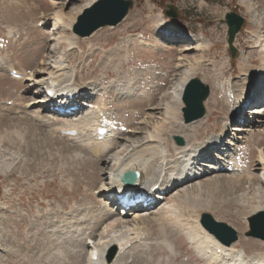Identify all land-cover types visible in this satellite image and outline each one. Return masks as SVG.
Returning a JSON list of instances; mask_svg holds the SVG:
<instances>
[{
    "label": "rangeland",
    "instance_id": "rangeland-1",
    "mask_svg": "<svg viewBox=\"0 0 264 264\" xmlns=\"http://www.w3.org/2000/svg\"><path fill=\"white\" fill-rule=\"evenodd\" d=\"M53 1L0 0V264H87V242L90 239L94 241L95 235L99 238L105 235L102 227L95 230L87 222L96 221L92 210H97L98 200L95 199L99 194L95 189L106 179L102 174L108 173L112 167L109 154L98 165L91 164L87 162L90 161L88 157H92L89 156L91 146L82 147L76 139L66 138L54 129L38 124L35 122L37 119L30 118L25 108L38 97L33 95V88L29 91L24 89V79H13L8 73L11 67L23 75L43 66L49 67L70 42L64 38L57 45L53 23L46 27H40L39 23L60 10L66 20L77 19L80 14L76 9L91 0H57L58 4H53ZM133 1L129 15L118 26L102 28L89 37L77 36V49L73 50L77 83H94L95 89L74 120L89 115L94 106L107 99L115 126L107 149L117 152L126 141L121 146L125 150L130 143L141 141L142 136L145 137L161 122L165 116V104L173 99L170 92L181 74L192 65L197 67V76L211 88L205 102L206 115L197 125L198 141L205 142L219 135L228 125L230 130L233 129L236 123H231L230 119L235 113L227 94L232 88L228 80L236 81L243 74L252 76V80L263 76L257 71L262 61L255 37L259 33L264 40V0H250L257 17L248 13L241 0ZM169 4L178 9V17L170 20L169 24L195 34L194 43L159 37L154 24L160 11L164 12L167 20L165 11ZM228 12H237L245 18L244 26L234 41L237 49L235 58L227 43L228 26L224 19ZM135 34L145 36L149 47L140 46ZM66 36L73 38L72 33ZM207 43L209 47L199 48V44ZM240 56L246 57L249 63H244ZM219 72L223 73L225 87L215 91L214 74ZM254 82L248 85L247 90L254 86ZM119 87L126 89L121 91ZM260 105L264 102L251 106ZM260 111L264 115V109ZM180 112L173 122H183ZM249 112L251 108L247 109L246 115L252 116ZM43 117L48 119L50 115L43 113ZM51 118L56 123L65 122V118ZM262 119V123L248 124L251 126L246 133H237V136L235 131L227 138L233 145L226 146L222 152L226 154L220 160L226 170L214 169L215 173L186 184L191 188L207 183V180L217 182L207 189L202 187L198 192L193 191L201 202L211 203L214 209L207 213L238 232L237 246L250 256L264 253V241L245 235L248 222L241 214L243 205L227 202L231 188H227L224 181L233 175L232 168L236 164L233 157L240 158L256 178L261 174L257 170V151L264 150ZM235 135L242 139H233ZM174 137L169 139L170 146L175 143ZM78 153L81 157L77 156ZM217 164L213 166L217 167ZM101 169L103 171L98 173ZM209 169L202 168V172ZM254 183L263 187L260 193L251 189L250 203L264 205V185L259 179ZM217 184L223 185L224 189L217 188ZM170 197L168 195L166 199ZM191 215L196 216L194 213ZM131 216H127L129 221L133 220ZM148 229L150 248L146 250L143 243L133 244L120 264L208 263L199 257L184 235L173 233L166 237L176 248L172 254L165 248L167 239L162 237L164 239L161 240L164 235L157 232L158 227ZM165 229L167 232L171 230L170 227ZM95 232L99 233L93 236Z\"/></svg>",
    "mask_w": 264,
    "mask_h": 264
},
{
    "label": "bare ground",
    "instance_id": "bare-ground-1",
    "mask_svg": "<svg viewBox=\"0 0 264 264\" xmlns=\"http://www.w3.org/2000/svg\"><path fill=\"white\" fill-rule=\"evenodd\" d=\"M95 1L96 0H91L85 4V6L77 8V13L81 15L83 11L86 8H89ZM241 3L246 6L248 13H250L253 17L256 16V10L251 5L250 0H241ZM53 4H58V2L53 1ZM77 19L71 18L69 21L66 20L61 10L55 12L51 17H46L43 19L44 21L51 20L53 22V28L56 31L55 35H57L58 39L56 44L60 45L62 43L61 40L65 38L70 42L69 47L67 49L64 48L65 50L58 54V57L55 58L49 67L43 66L42 68L33 70L30 74L28 73V75H23L22 77L26 84L24 86L25 90L35 87V89L37 88V90L40 91L43 83H49L59 88L60 93L73 91L79 92V95H84V101L87 96H90V93L94 91V83L78 84L76 79L77 68L73 62V50L77 49L78 41L77 36L72 33V27L74 23L76 24ZM154 28L167 35L164 37H169L167 33H174V31H171L169 28H164L162 26L161 16L159 17L158 22L154 24ZM67 33H72L73 38H66ZM135 37L136 40H139L138 43L140 46L144 48L149 47V43L147 42L145 36L141 34H135ZM193 38L196 39L195 37ZM255 41L257 47L260 49V60L262 61V65L257 69V71L261 74V76H263L258 77L260 79L257 78L256 80H252V76L243 74L241 77H238L236 81L231 82L230 79L228 80L232 87L227 91V94L231 98L230 106L235 113V115L232 114L233 118L237 117L238 119L243 106L246 103L247 97V101L253 100L254 102L259 99L264 100V79H262L264 78V40L258 33V35L255 37ZM192 42L194 41L192 40ZM209 45L210 44L208 43L206 45L204 44L203 46L199 44V48H206L209 47ZM240 59L246 64L249 63L247 58L244 56H240ZM252 62L253 61H250V63ZM12 70L15 69L12 67L9 68L8 73H10ZM196 71L197 67L191 65L181 74L179 81L175 84V87L170 92L173 99L172 101L165 104V116L161 122H159L154 128L146 133V135L144 134L145 137L142 136L143 138L141 141L130 143L129 148L126 146L125 148L127 149L124 150L121 148L123 147V144L126 143L125 141L120 145L117 152L112 150L111 147H109L111 148L110 150L107 149L108 143L110 142L115 131V126L109 114L107 99L101 100L100 104L92 108L89 115H85L79 120H74V118H76V115L79 114L80 111L76 114L61 116L57 114L58 111L51 108H64L66 106L70 107L73 104L70 101L68 102V100L61 102L58 100L57 103H54V105L47 108V106L44 104L48 102V100L45 96L40 95V97L36 98L29 104L28 108H25V112L29 114L30 118L37 119L35 122L46 125L50 129H54L62 136L72 129L76 130V135L65 136L69 139H76L77 143H79L82 147L91 146L89 156L92 157H88V160L90 161L87 162L98 165V163L101 162L100 160H102L106 154H109L110 159L112 160V167L110 168L109 172L102 174V176L105 175L106 177L105 181L102 182L100 187L95 189L99 193L98 198L95 199L98 200V206H95L97 210H92V215L96 218V221L90 222L89 220V223L87 222L88 219L85 220L87 224H91V228H94L95 230L98 226L100 228L102 227V232L105 234L99 238V236L97 237L95 235L99 232L93 233V236L95 235L96 237H94V241H91V239L89 240L87 238L89 240L87 242V246H85L89 250L87 264H91V257L95 252L98 253L97 264H120L124 258V254L133 244L143 243V246L146 248V250H148L147 248H150V243L147 241L148 237L150 236V231L148 228L152 227H158L157 232L164 235L161 236V240L164 239H162V237L166 238L169 234L173 233H175V235H184L190 245L199 254V257H202L208 261L207 264L264 263V253L250 256L243 248L241 249L238 247L237 243H232L229 246L223 245L221 244L222 242L216 240L213 234H210L202 226L200 218L205 213L214 208L208 201L201 202V199L198 198V194L196 195V192L193 190L195 189L198 192L200 189H202V187L207 189L209 186L214 185L217 182L214 180H207V183L202 185L199 184L195 187L192 186L191 188L186 187V184L201 177L210 175L211 173H215V170H226L227 167H225V165L220 160H222V157L226 154L222 153L226 146L228 144L233 145V142L228 141L227 138L235 131L236 134H240L241 132L246 133L245 131L247 128L251 126L250 125L242 128L240 124H236L233 125V129L230 130V125H228L227 129L224 132L222 131V133L219 135L208 139L205 142H199L196 137L197 125H199L203 119L189 123H186L185 121L182 122L181 119L179 123L173 122V118H177V116L181 113L180 111H182V96L186 84L192 78L198 77ZM214 81L215 91L225 87L223 73H215ZM253 81H255L254 86H250L249 90H247V87H249L248 85ZM235 83H241L242 85L238 86ZM119 88L121 91H125L126 89H124V87ZM127 90H130V93L132 92L131 89ZM129 92L123 93L127 95V93L130 94ZM249 93L251 94L249 95ZM257 93H259V96L255 95ZM33 95L36 94L33 93ZM153 109L155 110L156 106ZM263 109L264 105L255 107L250 113L253 114L254 112L255 114L257 112L259 113V116H246L245 121L249 123V119L255 118L253 123H262L261 121L263 120L262 118H264V115L260 110ZM43 113L49 114L50 117L45 119L43 117ZM51 117L65 118V122L56 123L57 121L55 122ZM206 118H208V116ZM107 120L108 124L104 122ZM99 128H106L108 133L103 140L96 141L95 135ZM174 136L181 137L184 141V144L179 145L175 142L176 144L172 143L170 146L171 140L169 139L173 138ZM237 136L233 137V139H242L241 137ZM58 137L64 138L60 136ZM170 148L172 149V152ZM257 152L259 155H257V157H259L257 158V165L259 166L257 167V170L261 171V174H259L257 178L255 174H253L252 171H249L248 167L241 162L240 158L236 159L233 157V160L236 162L235 166L232 168L233 175L224 181L227 188H231L229 193L230 195L226 199L227 202L230 201L231 203H240V206L243 205L241 214L245 216V219H247L249 216H252L259 210H264V205L258 203L257 205H253L250 203L251 200L249 198L251 189H254L257 193H260L263 187L254 183L256 179H259L261 184L264 185V150H259ZM80 154L81 153H78L77 156L81 157ZM216 162H218V164ZM214 164H217V167L213 166ZM85 165L89 166V164ZM205 167H209L210 169L204 170L202 172V168L205 169ZM84 168L85 167H83V169ZM102 171L103 169L98 171V173ZM128 171H138L140 173V177L136 181L135 185L137 187H135L134 190H138L140 187L151 189L158 185L157 190L160 191V193L157 191V193H159L158 198H162V200L158 202L156 208L152 209L151 207H137L135 210L127 212L126 215H123V212L116 213L112 209L106 196L111 194L115 187L118 189L120 188L119 184L116 185L117 180H119L118 178ZM215 186H217V188L224 189L223 185L217 184ZM163 193L164 195L162 196L161 194ZM168 195L171 197L166 199ZM255 196H257V194L253 196V199ZM202 212L204 213L201 215ZM191 213H194L196 216L193 217ZM127 216L133 217V220L129 221ZM167 227L171 228V230L168 232L165 229ZM144 228H146V231ZM165 248H167L170 252L172 251V254H175L176 252V248L171 242L168 241V239ZM111 250L112 252L115 250V255L112 262L108 263L106 253ZM145 254H148V251Z\"/></svg>",
    "mask_w": 264,
    "mask_h": 264
},
{
    "label": "water",
    "instance_id": "water-1",
    "mask_svg": "<svg viewBox=\"0 0 264 264\" xmlns=\"http://www.w3.org/2000/svg\"><path fill=\"white\" fill-rule=\"evenodd\" d=\"M174 2L175 0H169ZM134 6L133 0H98L89 8H86L78 17L73 31L80 37H89L96 31L105 27H114L119 25L129 14ZM170 18L178 17V9L175 5H168L166 11ZM226 24L228 25V44L231 47L233 57L237 51L234 46L236 35L240 32L244 18L235 12L226 15ZM210 95V86L204 83L200 78L194 77L186 84L183 93L184 107L182 109L184 121L193 122L203 118L206 114L205 101ZM175 142L183 145L181 137L175 136ZM136 175L129 174L128 180L134 181ZM249 231L245 234L247 237L258 238L264 241V210L251 216L248 220ZM202 225L212 233L216 239L225 245H231L239 238L237 231L230 225L216 220L211 214L205 213L201 219ZM115 250L111 253L109 260H112Z\"/></svg>",
    "mask_w": 264,
    "mask_h": 264
}]
</instances>
